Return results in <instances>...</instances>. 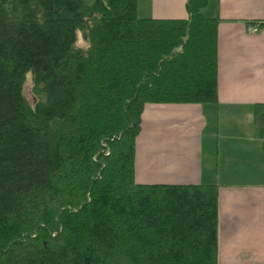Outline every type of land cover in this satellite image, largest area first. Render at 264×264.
Returning a JSON list of instances; mask_svg holds the SVG:
<instances>
[{
	"label": "trees",
	"instance_id": "16d2710c",
	"mask_svg": "<svg viewBox=\"0 0 264 264\" xmlns=\"http://www.w3.org/2000/svg\"><path fill=\"white\" fill-rule=\"evenodd\" d=\"M208 3L0 0V264H217V186L135 180L147 105L218 104Z\"/></svg>",
	"mask_w": 264,
	"mask_h": 264
},
{
	"label": "crops",
	"instance_id": "0c3cea01",
	"mask_svg": "<svg viewBox=\"0 0 264 264\" xmlns=\"http://www.w3.org/2000/svg\"><path fill=\"white\" fill-rule=\"evenodd\" d=\"M186 2L138 0V14L187 19ZM206 15L219 22L218 104L145 107L135 180L180 184L175 179L190 171L196 177L190 184L216 185L217 264H264V146L253 116L254 105L264 103V0H209ZM214 139L222 161L232 164L222 170L229 183L217 182V176L204 179V159L210 160Z\"/></svg>",
	"mask_w": 264,
	"mask_h": 264
},
{
	"label": "rangeland",
	"instance_id": "374dc122",
	"mask_svg": "<svg viewBox=\"0 0 264 264\" xmlns=\"http://www.w3.org/2000/svg\"><path fill=\"white\" fill-rule=\"evenodd\" d=\"M157 17V16H155ZM143 18V17H142ZM143 51V50H142ZM145 54L147 55V51H145ZM26 93H27V98L30 99L31 98V95L29 93V86L26 87ZM152 105H147V107H150ZM214 125L212 126V131L214 130ZM211 131V132H212ZM234 132V130H233ZM221 130L219 132V144H220V152L221 153V149L224 147L225 143L222 141L221 139ZM236 133H239V132H236ZM243 134H247L245 133L244 131H242ZM233 134V133H231ZM206 140V139H205ZM213 144H214V147L213 149L210 150V160H208V158H205V156L203 155V159H204V171H203V175H204V179H207L208 176L212 179V181H215V176H217L218 180H216L217 182L220 181L222 183H229L228 182V178L226 177V174H224L222 172V170H228V169H231L232 168V164L229 163V162H223L222 159H221V156L218 154V149L216 148V139H214L213 141H211ZM220 158V159H219ZM200 159V158H199ZM217 164L219 165V167L217 166ZM200 169V176H201V173H202V170H201V162H200V167L197 169L199 170ZM208 169H209V172H208ZM210 169L212 172H210ZM196 170V169H195ZM191 172L188 171L184 177H178L176 178L175 180L177 179H180L178 183L180 184H190V183H194L196 181V177L193 175V174H190ZM115 190V189H114ZM192 241L191 245H193L194 243L197 245L198 242H194ZM170 247V246H169Z\"/></svg>",
	"mask_w": 264,
	"mask_h": 264
},
{
	"label": "built area",
	"instance_id": "2783aa9c",
	"mask_svg": "<svg viewBox=\"0 0 264 264\" xmlns=\"http://www.w3.org/2000/svg\"><path fill=\"white\" fill-rule=\"evenodd\" d=\"M255 31V30H254Z\"/></svg>",
	"mask_w": 264,
	"mask_h": 264
}]
</instances>
